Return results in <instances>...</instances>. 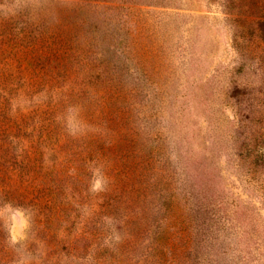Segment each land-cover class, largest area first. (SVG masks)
I'll list each match as a JSON object with an SVG mask.
<instances>
[{"label": "rangeland", "instance_id": "obj_1", "mask_svg": "<svg viewBox=\"0 0 264 264\" xmlns=\"http://www.w3.org/2000/svg\"><path fill=\"white\" fill-rule=\"evenodd\" d=\"M120 115L174 178L125 226ZM0 264H264V0H0Z\"/></svg>", "mask_w": 264, "mask_h": 264}, {"label": "trees", "instance_id": "obj_2", "mask_svg": "<svg viewBox=\"0 0 264 264\" xmlns=\"http://www.w3.org/2000/svg\"><path fill=\"white\" fill-rule=\"evenodd\" d=\"M95 2L104 3L106 0H93ZM94 40L90 37V68L91 66H96V64H100L97 59V52L92 51V47L95 46L93 44ZM104 93L108 92V85L106 84ZM102 97V96H101ZM127 118V117H126ZM106 117V123L104 125V129L102 133H105L106 136H109V141L106 136L104 138L99 137L98 133L90 137V153L98 155L100 157L104 156L106 152H111L114 156L120 161V165L123 166L124 173L120 180H117V184L115 185V193H119L124 197V206H126L127 214L126 217L123 218L122 222L124 226L129 222H138V217L135 215H130V208L135 206L136 204L133 202L131 196L133 194H142L149 185H159L163 180L173 184V175L165 172L164 166L161 165V160L156 159L157 167L154 168V172H148L152 169L153 158L150 156L144 155L137 142V132L135 129L129 127L126 123L125 118L120 115V117L115 119H110ZM114 126H110L111 123ZM108 123V124H107ZM32 165V164H31ZM55 166H50L48 168L51 169L50 172L44 173L42 175V180L38 179L39 185L41 184L40 190L41 194L48 198L47 203L53 204L56 196L58 195L59 189V180L57 173L53 174ZM25 172L23 176L34 179L37 177L36 172L31 171L30 166L24 168ZM31 171V172H30ZM180 185H186L187 179H179ZM176 181V180H175ZM165 183V182H164ZM172 189V188H171ZM134 203V204H133ZM49 205V206H51ZM51 208V207H50Z\"/></svg>", "mask_w": 264, "mask_h": 264}]
</instances>
